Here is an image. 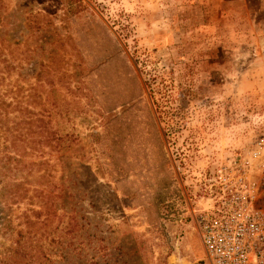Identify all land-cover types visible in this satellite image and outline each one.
I'll list each match as a JSON object with an SVG mask.
<instances>
[{"label": "rangeland", "instance_id": "1", "mask_svg": "<svg viewBox=\"0 0 264 264\" xmlns=\"http://www.w3.org/2000/svg\"><path fill=\"white\" fill-rule=\"evenodd\" d=\"M0 64L31 111L0 256L205 264L187 202L220 158L250 163L264 208V0H0Z\"/></svg>", "mask_w": 264, "mask_h": 264}, {"label": "built area", "instance_id": "2", "mask_svg": "<svg viewBox=\"0 0 264 264\" xmlns=\"http://www.w3.org/2000/svg\"><path fill=\"white\" fill-rule=\"evenodd\" d=\"M247 160L220 158L200 174L188 196L189 227L198 234L205 264H264V208Z\"/></svg>", "mask_w": 264, "mask_h": 264}, {"label": "trees", "instance_id": "3", "mask_svg": "<svg viewBox=\"0 0 264 264\" xmlns=\"http://www.w3.org/2000/svg\"><path fill=\"white\" fill-rule=\"evenodd\" d=\"M10 68H13L12 64H0V151L5 152L0 156V175L4 176L17 170L20 163H24L23 159L25 158L24 155L27 154V149L23 143L25 142L23 135L29 134L30 121L28 114L31 113L28 97H25L26 100L20 101L16 98L15 90L12 85L9 86V83L4 84L5 88H2L6 77L9 76ZM5 73L7 74L5 75ZM21 127L24 128V132H19ZM21 133H24L22 137ZM9 149H13L15 153H9ZM21 184H9L7 187L10 195H12L11 200L16 199V196L20 197L21 191L18 188ZM9 221L10 219L6 220L5 218V224ZM27 223H29L28 220ZM7 226L9 227V225ZM29 241L30 239L24 240L22 238L16 241L18 245L16 247H13L11 243L4 251L7 255L0 256V264H31L32 262L44 264L42 258L48 260L49 255L44 252L43 241L39 240L35 244H31ZM20 243L24 245H20Z\"/></svg>", "mask_w": 264, "mask_h": 264}]
</instances>
